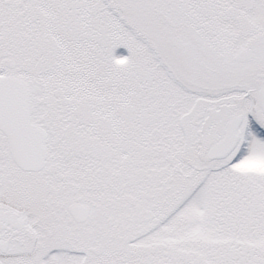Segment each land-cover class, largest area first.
<instances>
[{
  "label": "snow or ice",
  "instance_id": "snow-or-ice-1",
  "mask_svg": "<svg viewBox=\"0 0 264 264\" xmlns=\"http://www.w3.org/2000/svg\"><path fill=\"white\" fill-rule=\"evenodd\" d=\"M0 264H264V0H0Z\"/></svg>",
  "mask_w": 264,
  "mask_h": 264
}]
</instances>
